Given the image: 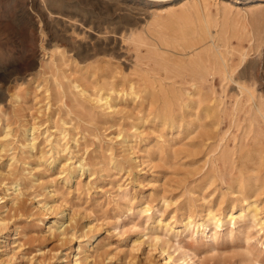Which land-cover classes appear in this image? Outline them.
I'll return each mask as SVG.
<instances>
[{
    "label": "rangeland",
    "instance_id": "obj_1",
    "mask_svg": "<svg viewBox=\"0 0 264 264\" xmlns=\"http://www.w3.org/2000/svg\"><path fill=\"white\" fill-rule=\"evenodd\" d=\"M16 1L0 0V79L8 75L0 117L4 123L10 122L13 133L18 137L12 144L16 148L20 146L19 139L26 127L34 122L41 124L38 147L30 155V160L28 158L29 169L39 179L23 195L21 214L17 211L3 212L0 200V221H5L0 222V264H79L75 261L76 255L79 256L77 247L80 244L89 247L90 243L95 254L91 264H182L184 252L191 253L198 264H264V236L259 226L251 217L235 222L230 219V213L237 214L253 201H258L261 207L258 216L264 218V186L254 190L239 184L240 177L255 173L250 170L252 165L244 166L241 160H218L210 169L211 164H205L210 145L202 148L195 145L199 139L196 135L200 132L195 110L179 104L181 98L187 97L186 92L193 90L191 82L198 81L202 90L209 93L213 104L222 108L223 117L215 129L211 128L214 137L208 142L224 137L230 146L245 145L249 148L253 144L254 132H248L251 101L237 82L255 86L258 96L264 98V40L260 47L252 46V40L244 29L245 24L253 20L252 2L246 6L244 0L241 3L234 0L229 31L221 40L226 44L223 50L233 70L232 77L220 70L218 54L209 48L210 40L192 53L195 57L202 55L204 59L208 58L213 67V72L203 77L199 72L166 70L151 55L153 45L139 46L130 41L118 48L109 47L82 58L56 57L51 53L53 44L47 43L48 34L44 35L41 30L43 21L36 14L34 22L23 20L21 36H18V25L8 15ZM116 1L111 8L90 0H77L81 8L97 11L100 19L108 24L135 23L140 32L147 34L148 41L154 43L153 15L149 11L160 5L171 7V3L153 4L146 13H136L126 5L140 6L142 0ZM175 1L176 5L186 2ZM261 3L264 15V0ZM213 10H216L215 6ZM128 18L134 22H128ZM61 44L63 48L69 47L67 42ZM244 50L248 51V56L241 62ZM162 51L170 62L189 59V55H181L183 53L178 48ZM52 59L56 60L55 64ZM33 60L36 61L34 65L30 64ZM54 73L65 82L66 94H61L52 81ZM104 77L117 83L118 89H127L134 82L140 91L139 96L133 99L131 95H124L118 100L120 102L117 101L115 111H104L83 99L71 83L72 79H77L90 88L103 83ZM19 82H22L21 86ZM40 83L50 85V98L45 97L44 86H37ZM15 92H19V98L14 96ZM48 99H51L49 107L46 104ZM163 102H175L176 112L168 119L169 122L154 120L151 115L145 117ZM63 128L66 129L65 138L60 137ZM120 130L133 143L132 152L119 145L116 135ZM49 132L52 142L60 139L59 147H54L51 141H44L45 134ZM63 147L66 149H60ZM11 151L0 149V171H6L5 164ZM42 153L49 157L47 161L40 158ZM50 159L54 160L50 162ZM81 159L87 161L85 168H77L74 176L68 177L69 173L62 168L63 161L73 160L78 164ZM259 171L264 175V165ZM4 187L0 183V192ZM50 190L53 194L49 193ZM39 200L49 202L48 218L38 207ZM209 209L221 215L222 227L216 228L212 222L204 227L205 232L197 233L185 227V221L189 218L202 220ZM59 217L65 220L69 232L75 231L73 239L64 244L48 232L49 225ZM41 219L45 220L43 225ZM48 220L50 222L46 224ZM166 223H170L167 229ZM156 235H160L162 240L156 242ZM168 254L172 257L164 263Z\"/></svg>",
    "mask_w": 264,
    "mask_h": 264
},
{
    "label": "bare ground",
    "instance_id": "obj_2",
    "mask_svg": "<svg viewBox=\"0 0 264 264\" xmlns=\"http://www.w3.org/2000/svg\"><path fill=\"white\" fill-rule=\"evenodd\" d=\"M90 1H92L96 4H100L101 6L106 5V6L113 8L114 2L116 0H90ZM122 1H124V0H122ZM78 2L76 0V2H73L71 4V3L65 2L63 0H26V1L18 0L15 2V5L10 8L8 15H9V18L11 19V21H14L18 25V30H17L18 36H21L22 30L20 28H22L21 25H22L23 20L26 19L27 21L29 20L31 22H34L33 16H34V14H36L40 18L39 20L41 22L43 21V25L41 26V30H42L43 34L44 35L48 34V36H49L47 43H49L51 45L53 44V48L51 49L52 55L54 54V55H56V57L58 56L59 58H63L66 56H72V58L76 57V56H79V57L81 56V58H82V57L88 56L90 54H97L99 52H103V51L107 50L109 47H111V49L112 48H118V47H120V45L123 46L122 44H124L125 42L130 41V42H134L136 45H139V46L143 45V44L147 45V46L153 45L154 47L150 48L151 55L166 70H173V71H176L178 73L184 72L186 70V71L193 73V74L196 72H199L203 77L207 76L208 74H211L213 72V67H211V63L209 64V62L207 60L208 58L204 59V57L202 55H198L197 57H195L194 55H192V53L194 52V50H196V48L199 45L210 40L211 42H210L209 48H212L217 52V54H218L217 57H219L218 63L220 64V66H222L220 70L223 71L225 74L230 75L232 77L233 70H231V68H230V66L226 60V55L224 53L225 49L223 50V48L226 44L223 43L224 41L221 42V40L223 38L227 37L226 33L229 31V27H230V21L229 20L231 18V15H232V12L234 9V4H235L234 0H186V2H184L182 5H180V4L176 5L175 0H142L141 1L142 4H140V6L127 4L126 7H127V9H130V11L135 10L136 13H141V12L146 13V11H149V6H151L153 4H157V3L158 4H164L166 2L171 3V5H169L171 7H168V6L163 7L162 5H160L159 7L153 8L151 11H149L150 12L149 14L153 15V21H152L151 27H153V29H155V41H154V43H150L148 41L147 34L140 32L141 30H138V27L135 25V23L131 24L134 21H130L129 20L130 17L128 18V22L130 21L131 25H121V24H116V23L115 24H111V23L108 24L107 21L100 19V15L97 11H95V10L90 11V10H88L89 9L88 7H87L88 9H85V8L83 9V8H81V6H79ZM235 2L241 3L242 0H235ZM251 2H252L251 11L253 12V15H252L253 20H252V22L248 21V24H245L244 29H245V32L247 33V35L252 40L251 45L256 46V47H260L263 43V40H264V22H263L264 15L262 13V7L260 6L262 4L261 3L262 0H244L243 3L247 4L246 6H248V5H250ZM213 6H215L216 10H213ZM240 10H242V9H240ZM122 20H124V19H122ZM142 20H143V18H142ZM28 22H27V24H28ZM116 22L118 23L119 21L117 20ZM139 29H141V28H139ZM0 32H1V30H0ZM61 42L69 43V47L63 48ZM170 48H174V49L178 48L180 50V52L183 53L181 55H189V59L188 60L180 59V60L172 61V62L168 61L167 58L164 56V53L162 50H169ZM118 52H116V53H118ZM10 55H12V54H10ZM38 55H40V54H38ZM247 56H248V51H245V50L242 51L241 52V62L244 61L245 59H247ZM51 61L55 64L56 60L54 61V59H52ZM12 62H14V60H12ZM35 63H36V61L33 60L32 63H30V64L34 65ZM9 66H10V64H9ZM67 70H69V69H67ZM20 71H22V70H20ZM71 74H72V72H71ZM49 76L51 77V75H49ZM7 77H8V75H7ZM7 77H2L0 79V111H3L2 110L3 109V100L5 98V95L3 94V88H4V86L8 80ZM65 77H66V75H65ZM45 80L48 81L47 78ZM53 80H54L56 86L59 88L58 89L59 92H61V94H66L67 91H66L65 82L62 79H60V77L56 73L53 74L52 81ZM102 81H103V83H100L99 85H93L90 88L83 85L82 83H80L77 79H72L71 83L75 87H77L78 93L81 97H83V99L91 101L93 103L94 107L101 108L104 111H108L110 109L115 111V109L118 108L117 101L120 99H123L124 95H131L132 98L135 99L140 94L139 93L140 91L138 90V88L134 82H131L127 89H125V88L118 89V87L116 86L117 83H114V81L110 80V78L104 77V79ZM237 82H238L239 86L247 92L248 98L251 101V109H250L251 113H250V116L248 118V121H249L248 132L253 131L254 136H253V144L249 148H245V145H242L239 147L235 146V145L230 146L228 143V140H226V139L224 140V137H220L218 139V141L215 140L213 142H208L211 138L214 137V135H213L214 132L212 131L211 128L215 129L217 127V125H219V123L221 121V117H223L221 114L222 108H220L218 106V104H216V105L213 104L212 98L209 96V93L207 91L202 90V87L198 83V81L193 80L191 82V85L193 86V90L192 91H190L191 89L188 90L186 92L187 97H185L183 99L181 98L179 101V104H182L183 107L186 106L188 108H192L195 110V116H196V119L198 121V127L197 128L200 131L196 135V138L198 137L199 139L195 143V145H197L199 148H202L205 145H210L208 147V150H207V157H206L205 164L210 163L211 164L210 169L216 165L218 160H226V159L241 160V162H242V164H244V166L250 164V165H252V168H250V170L253 169L255 171V173L249 177H240L238 179L239 184L243 185L246 188L257 190V189H260L261 187L264 186V175H261L260 171H259L262 168V166L264 165V127H263V124H264V98H262L261 96H258L255 86H253V85L250 86L247 83H243V82L238 81V80H237ZM237 82H236V84H237ZM48 83H49V81H48ZM18 84H19V86H21L22 82H19ZM40 85L44 86L45 97L50 98L51 97V91L50 90L52 89L50 87V85L40 83L37 86H40ZM120 93H121V95H120ZM14 96L16 98H19L20 97L19 92H15ZM49 100H51V99H48V101L46 102L47 107H49V104H50ZM38 102H40V101H38ZM118 102H120V101H118ZM44 108H46V107H44ZM46 109H48V108H46ZM175 112H176L175 102H173V103L163 102V104L160 107L151 111L148 114V116H145V117L148 118L151 115V117H153L154 120H161V121L166 123V122H169V120H168L169 118H172L175 115ZM35 117H37V116H35ZM79 118H81V117H79ZM207 118H211V120L209 119L210 122H207ZM175 122L176 121H174V123ZM55 123H56V120H55ZM141 123H142V121H141ZM169 124H168V126H169ZM25 126H27V125L25 124ZM40 126H41V124H37L36 122H34L32 125L30 124V126L26 127L23 131V137L19 139L20 146H19V148H16L12 144L15 142L16 139L18 140V137L16 136L15 133H13L10 122L7 120L4 123L2 121V118L0 117V127H1L0 128V146H1L0 149H1V151H7V152L12 149V151L10 153H8L7 161L5 164L6 171L5 172L0 171V183L5 185V187L0 192V200H1V203L3 202L2 203L3 212L17 211V212H19V214H21L20 212L24 207L23 195L26 193V190L30 189V187L34 186L36 183L35 181H37L39 179L38 176H37V178L34 177L35 175L33 174L32 170L29 169L28 166H29V160H30L29 157H30V155H32V152L34 151V149H36L38 147V144H39V138H40L41 133H38V129L40 128ZM20 127H21V125H20ZM55 127H56V124H55ZM208 127H210V129H208ZM152 129H154V128H152ZM45 131L43 133H46ZM65 131H66V129H64V128L61 129L60 137L65 138ZM114 135H115V133H114ZM116 137L118 138V140H120L119 145L126 147L129 151H131L130 149L134 148L133 143L130 142L131 140L128 138L127 135H125V132L123 130H120L117 133ZM112 138H114V137H112ZM196 138H195V140H196ZM131 139H132V137H131ZM51 140H52L51 133L49 132L48 134H45L44 141L46 142V141H51ZM135 140H136V138H135ZM45 142H43V143H45ZM52 145L54 147H59L60 139H56L54 142H52ZM162 145H164V144H161V146ZM60 149L64 150V149H66V147H63ZM69 150H70V148H69ZM58 151L59 150H57V152ZM55 156H56V154H55ZM28 158H29V160H28ZM40 158L43 159L44 161H47L49 157L46 158L44 153H42L40 155ZM53 160L54 159H52L50 162H52ZM86 162L81 159V160H79V163L76 164L75 161H73V160H70V161L65 160L62 163V168H63V171H67L69 173L68 177H70L72 175L74 176L77 168L84 169L86 166ZM30 165H31V163H30ZM247 170H248V168H247ZM208 173H209V171H208ZM7 179H8V182L6 181ZM45 186H46L45 189H47V185H45ZM50 187H52V186H50ZM49 193L53 194V192L51 190ZM49 193H47V194H49ZM35 196H37V194ZM166 202H167V200H166ZM257 202L253 201V202L247 203L248 205L246 207L241 208L237 214L230 213V219L235 222V221H237V219L238 220H245L247 217H249V218L251 217L253 219V221L255 222V224L259 226V228H260L259 231L262 230L263 236H264V218H261L258 216V212L261 209V207L259 206V204ZM38 203H39L38 207L41 208L43 211H45L44 215L46 218H48L49 217L48 210H50V208H51L49 202L47 200H44V201L39 200ZM259 203H260V201H259ZM58 208H60V207H58ZM19 214L17 216H19ZM227 214H229V213L227 212ZM66 216L67 215H65V217ZM184 219H187V217ZM184 219H183V221H184ZM1 221H3V220H1ZM66 221H68V220H66ZM3 222L5 223V221H3ZM40 222L43 225L45 220L41 219ZM49 222L50 221L48 220V222L46 224H48ZM212 222L214 223L216 228H220L224 224V221H223L221 215L219 213H216L214 209H209V211L207 212V215L204 216L202 220H200V219L197 220L195 218H189L187 221H185V227L188 230H191L192 232H194V231L196 233L199 231L205 232L204 227H208ZM57 223L59 225H57ZM68 224H69V222H68ZM169 226H170V223H166V229ZM200 226H202L203 228L201 229ZM171 228H173V226H171ZM69 231L70 230L68 229V225L65 224V220H62V217H59L56 220H54L53 223L50 224L49 228H48V232L52 236L57 237L56 239H58L59 242H61V244L66 243L67 240L73 239L75 231H72V232H69ZM24 234H25V232H24ZM46 236H47V234H46ZM208 236H210V235H208ZM154 238H155L156 242H159L162 240V237L160 235H156ZM153 241H154V239H153ZM77 242H78V240H77ZM138 242H140V241H138ZM99 243H100V241H99ZM75 244H77V243H75ZM43 245H44V243H43ZM93 246H94V243H93ZM105 246H106V244H105ZM134 246H135V244H134ZM156 247H157V245H156ZM71 248L73 249V245L71 246ZM77 249H79V256L76 255L75 261L78 262L79 264H81L83 261L89 260L87 264H91V260H93L95 258L92 243H90L89 247H86V246L80 244L77 247ZM75 250H76V248H75ZM51 251H52V249H51ZM96 257H97V255H96ZM171 257H172V255L168 254L167 259L163 258L164 260L166 259L164 263L169 261V259ZM37 260H38V258H37ZM149 264H154V263L150 262ZM182 264H198V262L195 260L194 256L191 253L184 252L183 257H182Z\"/></svg>",
    "mask_w": 264,
    "mask_h": 264
}]
</instances>
